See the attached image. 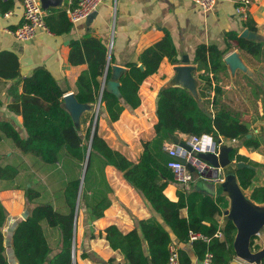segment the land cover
Instances as JSON below:
<instances>
[{"label": "trees", "instance_id": "1", "mask_svg": "<svg viewBox=\"0 0 264 264\" xmlns=\"http://www.w3.org/2000/svg\"><path fill=\"white\" fill-rule=\"evenodd\" d=\"M10 7L9 2L0 0L1 11ZM53 11L60 19L55 28L46 17L49 31L69 32L72 24L65 9ZM244 25L255 30L250 19H246ZM226 39L224 49L205 44L196 48L193 57L196 68L193 74L200 81L199 99L181 86L169 85L159 89L155 106L157 119L153 126L154 136L142 142L143 149L137 161L130 160L119 150L112 148L98 134L99 115L92 132L93 110L82 113L79 123L85 129L83 132L78 130L63 106L66 89L58 84L45 67L36 66L30 74L22 77L20 93L7 104L10 111L21 116L22 130L9 120L0 119V141L9 138L21 154H34L50 165L65 156L75 163L78 174L65 182L59 189L58 197H50L47 202H36L37 198L43 196L40 179H34L35 175L24 163L19 167L0 162V188L26 190L30 206L26 217L17 220L10 236L9 244L18 264H72L75 211L77 216L83 210L91 219H97L104 215L111 203L107 196L109 189L103 177L93 183V177L104 166L121 172L122 178L143 198L151 211L149 217L135 219L134 227L129 231L122 232L115 224L105 227V238L109 246L124 258V262L116 264H165L169 243L174 238L179 243H188L190 231L210 238L209 242L202 239L191 242L193 255L197 259H202L210 251L213 254L212 264H228L235 255L232 243L236 228L231 220L221 225L220 206L225 197L205 189L206 181L202 179H195L196 182L194 180L188 186L178 184L176 200L169 199L164 193L168 184L175 183L172 172L167 167L168 155L164 146L171 141L170 134L209 133L215 141L219 137L240 141L230 152V158L236 162L243 161L253 168L242 167L236 170L239 184L243 189L251 188L252 200L264 203V184L252 186L258 178L257 168L262 165L237 153L238 147L242 145L250 150L262 147L264 130L251 127L237 111L231 110L222 102V96L226 92L224 78L229 77L224 53L233 46L248 65L259 64L261 68L254 69L259 82L244 76L250 85V99H261V117L264 118V39H246L236 33H228ZM107 57V44L100 35L86 33L69 42V62L87 64L86 69L76 79L75 98L84 104H95L99 100V106L103 108L108 122L116 121L124 109L134 110L140 105L141 83L157 71L164 58L171 64L180 62L171 39L164 36L145 48L136 61L126 63L127 70L118 78L120 96H116L107 91L101 82L104 73L105 81L112 74ZM0 77H20L17 57L12 52L0 53ZM87 151L86 170L80 187ZM23 172L24 181L18 180ZM226 206L227 201H224L222 208ZM181 209H186V216L180 215ZM7 218V209L0 201V264H9L3 233ZM45 227L57 230L55 246L50 244ZM219 228L223 233L222 239L214 237ZM255 237L251 238V244ZM179 254L182 264H191L190 257L183 249L179 248Z\"/></svg>", "mask_w": 264, "mask_h": 264}, {"label": "crops", "instance_id": "2", "mask_svg": "<svg viewBox=\"0 0 264 264\" xmlns=\"http://www.w3.org/2000/svg\"><path fill=\"white\" fill-rule=\"evenodd\" d=\"M1 1L9 2L11 7L5 11L0 10V53L8 51L16 55L20 77L11 79L0 77V100L2 102L0 106V119L9 120L19 130H22V118L19 114L10 111L7 108V104L12 101L15 95L20 93L22 77L30 74L34 67H45L53 75L58 84L63 89H66L63 96L74 94L76 79L80 72L86 69L87 64H71L69 62L68 53L71 39L80 38L86 33L100 35L107 44L108 65L110 67L118 66L121 68V71L117 74L111 69L112 79L116 80H118L121 73L127 70L126 63L136 61L138 55L145 48L159 41L164 36H168L171 39L180 62L171 64L164 58L157 71L141 83L139 88L140 105L134 110L124 109L116 121L109 122L112 126H107L106 133L103 131L104 127L102 131L101 127H98V134L112 148L119 150L132 161H137L143 149L142 142L154 136L153 126L157 119L155 106L159 89L169 85L184 86L176 69L179 66H196L193 63V57L198 45H215L219 49H224L227 44L226 36L228 33H236L238 36L241 35L256 40L264 39V0H251V3L245 8L244 15L236 12V6L240 0H216L214 8L208 12L201 11L193 0H102L96 13L90 19L85 18L72 24L69 32L38 31L28 41H19L10 33L11 30H14L22 22L23 6L21 0ZM38 2L45 10V19L47 17L49 24L56 28L60 17L53 10H64L67 7L75 5L77 0H38ZM246 19H250L254 23L255 30H250L244 25ZM229 51H237L240 54L233 46L229 48ZM240 57L247 67L250 68L241 54ZM193 71L191 77L195 79L192 81L195 88L186 87V89L191 92L195 91L199 96L198 88L200 81L195 77ZM237 71L236 73H238ZM228 73L229 77L224 78L226 92L222 96V99L228 95V89L234 92L233 88L240 82L236 73L234 76L231 75L229 70ZM102 81L103 76L101 78ZM86 107L87 110H90L91 104H87ZM145 108L151 113L152 122L149 134L143 137L144 135H139L138 128L140 127L137 121L142 118V110ZM104 116L106 119L105 112L100 119L106 124ZM174 135L179 140H182L188 134L176 132ZM172 142L171 140L166 143ZM239 143L240 141L235 140L232 143L227 142L226 145L231 146V151H233ZM132 148L134 151H132ZM126 149L129 150L127 155ZM17 152L18 155L21 154L18 150ZM237 153L243 154L259 164L264 162V154L259 149L250 150L242 145L238 147ZM23 156L26 160H31V158ZM230 159L231 166L233 167L236 161L232 158ZM28 168L30 169V166ZM231 169L228 170L230 171ZM262 170L263 167L257 168L258 178L253 182L252 186L264 184V181L259 177V173ZM219 177L220 180L214 182L215 185L219 181L225 180V170L223 168H221ZM120 182L121 184L124 183L123 180ZM126 184L128 188L132 189L128 183ZM177 186V183L172 182L164 189V193L169 199H177ZM250 190L251 188L243 189L249 198ZM22 192H26V190L9 187L0 188V201L8 212V218L4 227L7 226L10 229L8 239L9 249H7L9 264H18L9 244L11 232L17 220L23 217V215H27L30 209L29 206V209L25 211L21 207V201L17 202L13 198V196L17 195L24 197ZM214 194L224 195V201L229 202L227 209L222 208L224 201L220 206L222 210L220 220L223 223L224 212L229 211L230 208V195L227 191L223 192L222 188L216 190ZM255 203L258 205L264 204ZM131 210L134 212L133 215L136 216L135 219L147 218L151 214L150 209ZM120 212L123 211L117 209L115 212L113 209L107 208L104 215L97 219H91L83 210L78 213L74 234L76 264H116L124 262V258L119 252L109 246L104 232L105 227L110 224H115L122 232L129 231L134 227L135 219L132 220L129 215L127 216ZM180 215L186 216V209H181ZM261 232L263 238L255 242L253 240V244H251L253 250L264 249V230ZM173 241L190 257L191 264H198L197 261L199 259L193 255L190 242L185 244L179 243L175 238ZM254 245H257L256 249ZM262 261H264V258ZM228 264L256 263L246 262L234 255Z\"/></svg>", "mask_w": 264, "mask_h": 264}, {"label": "rangeland", "instance_id": "3", "mask_svg": "<svg viewBox=\"0 0 264 264\" xmlns=\"http://www.w3.org/2000/svg\"><path fill=\"white\" fill-rule=\"evenodd\" d=\"M250 66V65H249ZM254 69H261L259 64H252L250 68H248V73L244 72L243 70H238L237 78L239 79V84L236 85V87L233 88L234 92L231 89H228L229 93L228 95L222 99V102L229 106L231 110L237 111L241 118L248 121L251 127L264 130V118L261 117L262 114V107H261V99L260 97L256 100L250 99V85L247 84V79L244 75L249 77L254 82H259L258 75ZM229 97V98H228ZM256 101V102H254ZM257 106V107H256ZM257 108V111H256ZM91 109L93 112L97 109L98 115H99V122L98 127H101V131L104 127V133H106L107 126H112L107 120L106 124L103 120H101V116H103L104 112L100 106H97V102L95 104H91ZM130 112V111H129ZM133 114V113H131ZM151 113L145 108L142 110V118L138 119L137 123L140 128L139 129V135H145L149 134L150 128H151ZM135 125V124H134ZM79 131L83 132L85 129V126H83L81 123L77 122L76 124ZM264 132V131H263ZM141 139V138H140ZM132 151L133 148H132ZM259 151L264 154V142L262 144V147L259 148ZM126 155L129 152V150L126 149ZM0 162L1 164H14L18 165L19 167L24 163L26 166H30V169L32 173L35 175L34 179H40V183L42 184V193L43 196L41 198H37L36 202H47L51 199H55L59 195V189L63 187L65 182L75 177L78 174V168L75 166V163L70 160L69 158L63 156L57 163L54 165L46 164L42 162L36 155L28 153L27 157L30 159H25L23 154H19L17 152V149H15L14 144L11 139L4 138L0 141ZM29 162V163H28ZM30 164V165H29ZM263 167V170L260 171L259 177L261 180L264 181V162L261 163ZM34 172H33V170ZM260 170V169H259ZM24 172L20 174V176L17 178L18 180L24 181ZM39 177V178H38ZM103 177V180H105L106 185L108 187V193L107 196L109 197L111 203L108 209H113V211L116 212L117 209H121L125 215H129L132 220L136 218L135 215H133L134 212H132L131 209H149L146 202L143 200V198L133 189L128 188L127 182L122 178L121 172L109 167L104 166L102 167L101 171L99 173H96L93 177V183L98 182ZM124 181L123 184H121L120 181ZM198 181V180H197ZM201 181V180H199ZM126 182V183H125ZM204 182V181H203ZM0 181V186H1ZM129 185V184H128ZM205 189H208L211 193H215L216 190H219V186L215 185L214 182L206 181L204 182ZM22 190V189H21ZM23 196L17 195L13 196L17 202L21 201V207L25 211L29 209V205L26 198V192H22ZM85 202V201H84ZM28 206V207H27ZM123 214V215H124ZM262 228L260 230L259 235L254 238V242L261 240L263 238L262 234ZM45 232L48 236L49 242L52 246H55V243L57 241V230L55 228H49L45 227ZM4 233V239L6 244L5 254L7 258H9V254L7 249H9L8 245V239H9V233L10 229L6 227L3 228ZM11 260V259H10Z\"/></svg>", "mask_w": 264, "mask_h": 264}, {"label": "water", "instance_id": "4", "mask_svg": "<svg viewBox=\"0 0 264 264\" xmlns=\"http://www.w3.org/2000/svg\"><path fill=\"white\" fill-rule=\"evenodd\" d=\"M95 13L96 11H93L86 17V19H90ZM240 37H244V36L240 35ZM246 39L256 40L254 38H246ZM224 61L227 65V69L230 71L232 76H234L236 71L239 69L243 70L245 73L246 72L248 73V67L243 62L242 58L240 57V54L237 51L230 52L229 50H227L224 53ZM195 68L196 66L195 67L179 66L176 69L184 85L181 87L185 89L186 87L193 89L195 88V85L192 84V81H194L195 79L191 77V73ZM111 69L115 74L121 71V68L118 66H111ZM104 80H105V73L103 75V81H102L105 89L115 94L116 96H120V92L118 89L119 86L118 80L112 79V74L109 80L107 81ZM171 86H176V85H171ZM188 91L196 99H199V96L196 94L195 91L194 92H191L190 90ZM86 105L87 104L78 102L74 94H68L63 96V106L69 112L75 124L79 122L82 112L84 110H87ZM97 106H99V100L97 102ZM97 117H98V111L96 109L94 111V116H93L92 132L94 131V127L97 122ZM247 136L249 137L250 135L248 134ZM170 139L174 143H178L184 146L185 148H187L188 150L190 149V147L186 143L180 141L178 137H176L174 134H170ZM231 149H232L231 146L223 144L220 147L218 156L210 152L199 153V156L205 159L206 161H208L216 168L220 167L225 170V180L222 182L219 181L217 185L219 186V189L222 188L223 192L227 191L229 193L230 208L229 211L224 212L225 214L224 222L221 223V225H224L228 220H231L236 228V232L232 243L235 255L246 262L261 264L264 258V249L253 250L251 248V238L255 236L262 228H264V204L262 205L256 204L254 200L249 198L244 193L243 188L239 184L236 175V170L242 167H247V168H253V167L243 161H237L232 167L231 159L229 157V153ZM87 159H88V151L85 159V164L83 165V169L80 176V187L82 185V181L84 178ZM228 169L231 170L229 171ZM190 170H192V167H190ZM78 198H77V202H78ZM24 217H26V215H23V218ZM76 220H77V212L75 211L74 223H73V250H72L73 254L72 255H74V234H75Z\"/></svg>", "mask_w": 264, "mask_h": 264}, {"label": "built area", "instance_id": "5", "mask_svg": "<svg viewBox=\"0 0 264 264\" xmlns=\"http://www.w3.org/2000/svg\"><path fill=\"white\" fill-rule=\"evenodd\" d=\"M102 0H77L73 6L65 9L66 16L71 24L85 19L97 8ZM198 8L203 12L212 10L216 4V0H193ZM23 6L22 22L10 33L19 41H28L33 38L38 31H49L45 22V10L39 4L38 0H21ZM251 3V0H240L236 6V12L245 14V8ZM236 139L230 140L219 137L215 141L212 134H188L187 137L180 140L186 143L190 149L178 143H165V149L168 155L167 167L171 170L175 183L182 186H188L195 179H202L209 182H217L220 180L219 173L221 168H216L205 159L199 156V153H213L218 156L220 147L228 141L234 142ZM192 167V170H190ZM260 231L255 235H259ZM214 237L222 239L223 233L219 228ZM202 239L209 242L210 238L201 234L189 232V242ZM73 254V253H72ZM213 254L207 251L204 257L198 260V264H212ZM72 264L75 263V253L72 255ZM165 264H182L180 261L179 247L172 241L168 245V258Z\"/></svg>", "mask_w": 264, "mask_h": 264}, {"label": "bare ground", "instance_id": "6", "mask_svg": "<svg viewBox=\"0 0 264 264\" xmlns=\"http://www.w3.org/2000/svg\"><path fill=\"white\" fill-rule=\"evenodd\" d=\"M229 207V202L227 201V207L226 208H224V209H227Z\"/></svg>", "mask_w": 264, "mask_h": 264}]
</instances>
